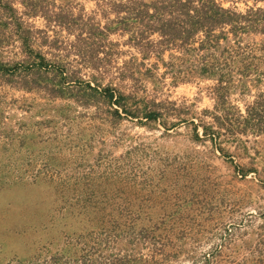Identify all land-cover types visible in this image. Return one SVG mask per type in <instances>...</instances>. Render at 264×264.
Returning a JSON list of instances; mask_svg holds the SVG:
<instances>
[{
	"label": "rangeland",
	"instance_id": "1",
	"mask_svg": "<svg viewBox=\"0 0 264 264\" xmlns=\"http://www.w3.org/2000/svg\"><path fill=\"white\" fill-rule=\"evenodd\" d=\"M150 1L0 0V264H264V123L222 126L264 89V36L221 41L222 87Z\"/></svg>",
	"mask_w": 264,
	"mask_h": 264
},
{
	"label": "trees",
	"instance_id": "2",
	"mask_svg": "<svg viewBox=\"0 0 264 264\" xmlns=\"http://www.w3.org/2000/svg\"><path fill=\"white\" fill-rule=\"evenodd\" d=\"M253 1L255 5L249 7L246 12H238L232 7H225L221 0H151L147 4V7L153 6V8L157 10L149 14V16L151 18L156 17L158 21H161V33H163V35L168 32L173 33L175 40L171 38L164 39V37H162L167 47L170 45L172 47L181 48L186 45V51L190 54L196 53L201 48L206 47L215 50V53L211 52L201 57L199 56V58L207 60L214 70H216V66H221L222 71L220 73V79L222 82L220 86L223 87L226 85L230 86L234 78V70H236L235 63L237 56L241 55V47L239 43V48H235L233 45L230 47H223L221 41L228 39L229 33L235 35L236 33L244 31H252L264 36V4L256 6L259 2H264V0ZM130 9H138L137 1ZM142 11L143 9H139V13ZM200 31L203 32L206 39L202 41L199 47L196 46L195 42L193 47L191 43L195 35ZM177 35L179 37L181 36L182 39ZM176 40H178L179 43H175ZM153 43L154 42H151L149 45ZM249 50V59H252L255 57L252 54L255 49L251 46ZM42 62L44 63V57ZM239 70L240 69H238V71ZM254 71L258 72V68L255 65L249 64L248 68L245 70L242 69L240 73L242 76H247L250 72ZM104 91L105 93L107 92V96L110 100H113L114 103L121 104V106L127 110L125 104L121 101L125 98V95L116 97L115 90L110 87H106ZM136 108L137 109L125 112L131 114L133 117H138L141 113L143 114L141 117L147 120L159 119L162 115L157 109L150 108L141 111L140 108ZM241 110L238 109L236 116L233 115L226 118L222 126L225 125L229 130L235 132L237 129L243 128L241 126L242 123H246L249 126L263 124L264 89L255 96L252 102L246 104V116ZM143 111L145 113H143ZM204 129L205 131L213 130L210 126L204 127ZM209 133L215 134V131Z\"/></svg>",
	"mask_w": 264,
	"mask_h": 264
}]
</instances>
